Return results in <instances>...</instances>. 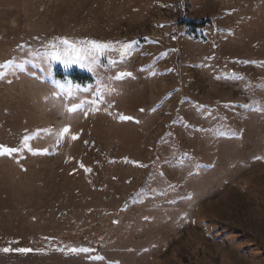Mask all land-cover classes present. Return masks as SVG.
Listing matches in <instances>:
<instances>
[{
	"label": "rangeland",
	"instance_id": "1",
	"mask_svg": "<svg viewBox=\"0 0 264 264\" xmlns=\"http://www.w3.org/2000/svg\"><path fill=\"white\" fill-rule=\"evenodd\" d=\"M0 146V264H264V0H0Z\"/></svg>",
	"mask_w": 264,
	"mask_h": 264
},
{
	"label": "snow or ice",
	"instance_id": "2",
	"mask_svg": "<svg viewBox=\"0 0 264 264\" xmlns=\"http://www.w3.org/2000/svg\"><path fill=\"white\" fill-rule=\"evenodd\" d=\"M62 44L67 45L69 49H71L73 52H79L80 54L84 55L85 57H90V70H91V65L96 64L100 57L103 56L105 54V51L108 49L112 48V45L110 43H101V42H97V41H84L83 43L90 45V47H86L83 49H76L75 45H72L69 43V41L67 39H63L61 41ZM130 46L129 45H124L123 48L125 50H127ZM67 50L65 52H61L59 50H57L56 45L52 46V51L45 53V55L49 56L51 58V60L53 61H59L65 64V66H68L69 63L71 62H79V57H77L76 59H73V57L69 56L66 54ZM126 54V51H122L121 52V56L123 57ZM126 76H132V73L128 72V73H119L117 74L114 78L117 80L123 79ZM101 100H103V96L100 97ZM93 103H96V101H93ZM82 106L79 104H74V105H70L67 107V112L69 113H73L76 112L78 110H80ZM141 111H143V109H141ZM120 120L122 121H131L134 118L131 116H126V115H120ZM70 131V127L65 126L63 129H61L59 135L63 136L67 133H69ZM76 136H72V139H76ZM17 151V149H9L7 147L4 146H0V155H11L13 152ZM81 167H83V165H81ZM85 171H91V169L85 168ZM4 252H8L11 251V249L9 248H4L3 249ZM16 251L19 252H29L32 251L31 249H24V248H20V249H16ZM71 251L73 252H77V251H89L88 249H71ZM98 259H102L99 258Z\"/></svg>",
	"mask_w": 264,
	"mask_h": 264
},
{
	"label": "trees",
	"instance_id": "3",
	"mask_svg": "<svg viewBox=\"0 0 264 264\" xmlns=\"http://www.w3.org/2000/svg\"><path fill=\"white\" fill-rule=\"evenodd\" d=\"M188 26H194V27H200V26H203V24H190V23H188Z\"/></svg>",
	"mask_w": 264,
	"mask_h": 264
}]
</instances>
